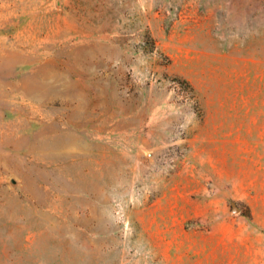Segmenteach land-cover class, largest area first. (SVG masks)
Masks as SVG:
<instances>
[{"label": "rangeland", "instance_id": "obj_1", "mask_svg": "<svg viewBox=\"0 0 264 264\" xmlns=\"http://www.w3.org/2000/svg\"><path fill=\"white\" fill-rule=\"evenodd\" d=\"M0 264H264V0H0Z\"/></svg>", "mask_w": 264, "mask_h": 264}, {"label": "trees", "instance_id": "obj_2", "mask_svg": "<svg viewBox=\"0 0 264 264\" xmlns=\"http://www.w3.org/2000/svg\"><path fill=\"white\" fill-rule=\"evenodd\" d=\"M183 82H185V83H189L187 80H183Z\"/></svg>", "mask_w": 264, "mask_h": 264}]
</instances>
